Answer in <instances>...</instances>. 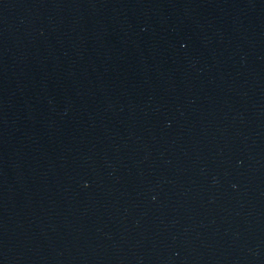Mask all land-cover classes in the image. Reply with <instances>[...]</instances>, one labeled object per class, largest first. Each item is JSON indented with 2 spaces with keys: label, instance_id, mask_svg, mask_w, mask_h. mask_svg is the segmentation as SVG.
<instances>
[{
  "label": "water",
  "instance_id": "water-1",
  "mask_svg": "<svg viewBox=\"0 0 264 264\" xmlns=\"http://www.w3.org/2000/svg\"><path fill=\"white\" fill-rule=\"evenodd\" d=\"M0 264H264V0H0Z\"/></svg>",
  "mask_w": 264,
  "mask_h": 264
}]
</instances>
